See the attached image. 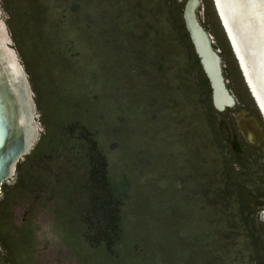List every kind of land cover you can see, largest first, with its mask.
Wrapping results in <instances>:
<instances>
[{"label": "rangeland", "instance_id": "1", "mask_svg": "<svg viewBox=\"0 0 264 264\" xmlns=\"http://www.w3.org/2000/svg\"><path fill=\"white\" fill-rule=\"evenodd\" d=\"M184 1L0 0L40 130L0 264H264V124L203 0L237 99L213 107Z\"/></svg>", "mask_w": 264, "mask_h": 264}, {"label": "water", "instance_id": "2", "mask_svg": "<svg viewBox=\"0 0 264 264\" xmlns=\"http://www.w3.org/2000/svg\"><path fill=\"white\" fill-rule=\"evenodd\" d=\"M185 1L182 10L184 26L188 32L187 34H189L190 39L194 44V50L196 54L200 56V52L197 49L196 44L192 39L190 29L188 28L187 16L194 17L195 10V16L198 21L201 22L200 20H203L206 16V8L204 6L203 0H195L192 6L189 5L188 10L186 8L188 1ZM221 2L224 6L225 13L229 17L233 29H235L234 31H236V37L240 45V52L241 50H243L245 54L244 61L246 63L247 71L254 82L255 88L261 100L264 103V0H221ZM197 11L200 13V16H198ZM210 35H212L213 38H210L207 43L215 50L216 64L218 65V74H220V61L223 67V58L221 55L222 49L219 46V40L215 38L212 33ZM222 36L225 39L223 33ZM226 45L230 52L227 42ZM199 63L202 66V69L204 70L206 76H208V73H206V68L203 65V59H200ZM243 75H245V73H243ZM223 76L225 77L224 72ZM14 79L16 83V89L13 90L7 89L0 80V183L2 182V179H5L7 175L9 166L13 161V157L19 145H22L25 142V139L30 133V128L28 126V117L25 115L29 102L26 90L24 89L25 87H23V79L20 80L19 76L15 73ZM220 80L223 87L224 83L227 85V78H225L223 81L220 76ZM249 90L252 89L250 88ZM251 94L254 97V93L251 92ZM232 95L235 100L232 99L231 105H233L234 102L235 104L237 103L236 96L233 93ZM210 97L212 99L213 106L217 109L216 111L222 112L221 110L224 109V102H216L213 90L210 93ZM250 100L252 101L251 98ZM254 100L259 106L258 101H256L257 99L255 97ZM225 105H228V103ZM241 110L246 111L245 108H242ZM32 143L33 141L29 142L25 151L29 150ZM25 151L22 150L18 154V156L14 159V164L18 161L19 158L23 157V153H25ZM257 218L264 224V214L260 215V213L258 212Z\"/></svg>", "mask_w": 264, "mask_h": 264}, {"label": "bare ground", "instance_id": "3", "mask_svg": "<svg viewBox=\"0 0 264 264\" xmlns=\"http://www.w3.org/2000/svg\"><path fill=\"white\" fill-rule=\"evenodd\" d=\"M187 1H188V4L186 5V8L189 10V5L192 6L193 2H195V0H186L185 2H187ZM211 3H212V7L216 13L215 16H217L216 19L218 18V22L220 24V27L222 28V32H223V34H224V36L228 42L227 44L229 45L230 50L232 52L231 54H233L236 67L238 68V70L242 76V79L244 81L246 89H247L249 95L251 96L252 100L254 101V104L256 105L258 113L260 114V118L264 124V103L261 100V98H260V96H259V94L255 88L254 82L251 79V77L247 71L246 63L244 61L245 54H244L243 50H241V52H240V49H239L240 45H239V42H238L237 37H236V31H234L235 29H233V27L230 23L229 17L227 16V14L224 11V6H223L221 0H211ZM197 14H198V16H200V13L198 11H197ZM1 23L2 22H0V80L3 83V85L6 86L7 89H9V90L16 89L14 73L17 74L19 76L20 80L23 79V83H24L23 87H25L24 89L26 90V94H27L28 102H29L25 115L28 117V122H29L28 126L30 128V133H29L28 137L25 139V142L22 145H19L17 151L15 152V155L13 157V161L10 164L9 170L7 172V175H6V177L9 179V177L14 174V172L16 170V164L19 161V159H21V158H19L15 164H14V159L18 156V154L22 150L25 151L27 149V146H28L30 141H33L32 145L35 143V141L37 140V136L39 135L40 130L38 128L36 116H34V114H33L35 112H33V103H32L31 97H30V92H29V89L27 86V82H26L25 77L23 75L24 69H23L22 65L20 64L14 49H12L10 47L8 37H7L8 35L6 36V32H5L4 27L2 25L3 23L2 24ZM187 24H188V28L190 29L192 39H193L194 43L196 44L197 49L200 52V56H198V54H196V56L198 58V62L200 59H203V65L206 68V71H207L206 73H208V76H206L204 70L202 69V66L199 63L200 68L209 81L210 88H211V91L213 90V92H214V98H215L216 102L217 103H218V101L224 102V109H222L221 111H224L226 108L233 107L235 105V102L233 105H231V101H232V99L233 100H235V99L232 95V92L229 90V88L227 87V85L225 83H224V87H223L221 80H220V76H221L223 81L226 78L223 76L222 63H221V61L219 62L220 74H218V65L216 64L215 50H214V48L209 46L207 43L210 38H213L212 35H210L211 34L210 31L205 29L202 26L201 22L198 21V19L195 16V10H194V17L187 16ZM188 36H189V34H188ZM189 38H190V36H189ZM190 41H191V39H190ZM191 44H192L193 49H194V44L192 43V41H191ZM236 55H237V57H236ZM219 60H220V57H219ZM243 73H245V75H243ZM250 88L252 90H249ZM251 92L254 93V97L257 99L256 101H258L260 108L256 104L254 97L252 96ZM211 102H212V99H211ZM227 103H228V105H225ZM16 117H17V115H16ZM251 136L252 135L250 134L249 138H252ZM32 145H31V147H32ZM31 147L29 148V150L31 149ZM29 150L25 151V153H23V155L28 153ZM8 179H6V180H8ZM2 181H3V183H5V179H2ZM1 186H0V190H1ZM259 213H260V215L264 214V207L260 209Z\"/></svg>", "mask_w": 264, "mask_h": 264}]
</instances>
